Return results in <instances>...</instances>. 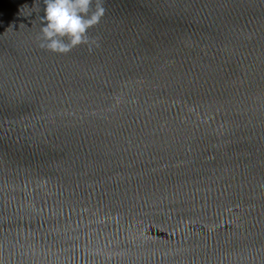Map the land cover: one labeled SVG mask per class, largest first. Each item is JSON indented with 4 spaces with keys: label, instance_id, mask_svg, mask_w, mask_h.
I'll return each instance as SVG.
<instances>
[{
    "label": "water",
    "instance_id": "obj_1",
    "mask_svg": "<svg viewBox=\"0 0 264 264\" xmlns=\"http://www.w3.org/2000/svg\"><path fill=\"white\" fill-rule=\"evenodd\" d=\"M45 6L0 0V264H264V0H103L67 54Z\"/></svg>",
    "mask_w": 264,
    "mask_h": 264
},
{
    "label": "clouds",
    "instance_id": "obj_2",
    "mask_svg": "<svg viewBox=\"0 0 264 264\" xmlns=\"http://www.w3.org/2000/svg\"><path fill=\"white\" fill-rule=\"evenodd\" d=\"M45 5L40 48L55 54H67L80 45L91 50L95 40L88 36V30L104 16L103 0H45Z\"/></svg>",
    "mask_w": 264,
    "mask_h": 264
}]
</instances>
